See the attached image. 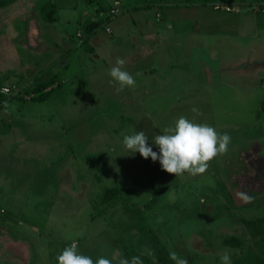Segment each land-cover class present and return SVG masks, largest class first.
<instances>
[{"label": "rangeland", "instance_id": "374dc122", "mask_svg": "<svg viewBox=\"0 0 264 264\" xmlns=\"http://www.w3.org/2000/svg\"><path fill=\"white\" fill-rule=\"evenodd\" d=\"M51 2L57 20L49 24L40 12ZM225 4L235 10L214 8ZM99 7L110 22L81 38ZM263 7L0 0V138L17 144L0 147V264H58L73 242L94 260L120 264L119 240L150 251L136 228L140 216L188 264H221L225 250L232 258L238 252L223 245L227 235L252 247L241 220L264 216ZM118 57L136 80L122 91L108 74ZM49 73L55 83L34 90ZM50 89L46 101L32 100ZM5 101L14 106L7 112ZM182 115L231 136L206 173L177 177L124 147V135L142 130L159 153L153 137ZM108 188L119 189L111 204L102 202Z\"/></svg>", "mask_w": 264, "mask_h": 264}, {"label": "clouds", "instance_id": "9594fccd", "mask_svg": "<svg viewBox=\"0 0 264 264\" xmlns=\"http://www.w3.org/2000/svg\"><path fill=\"white\" fill-rule=\"evenodd\" d=\"M125 64L126 60L118 57L108 73L119 85L118 91L126 87H134L136 84L133 75L124 70ZM3 107L7 112L14 106L5 101ZM192 112L200 114L197 108H193ZM148 140L149 137L141 130L131 135H124L123 145L132 153L138 152L145 160L149 157L153 162L159 160L162 170L168 174L177 177L187 174L194 177L206 173L214 158L227 153L231 136L227 133H219L207 123H197L182 115L174 122V126L164 128L162 134H155L153 137L159 153L153 151L148 145ZM239 198L246 203L252 200L246 192H241ZM148 255L151 256L153 253L149 251ZM169 258L175 264H188L186 259L180 258L175 252H171ZM56 259L58 264H113L112 260L103 256L94 260L91 256L78 252L76 242L66 247ZM220 261L221 264H231L228 250L220 256ZM120 264H143V261L139 256H134L131 260L121 259Z\"/></svg>", "mask_w": 264, "mask_h": 264}, {"label": "trees", "instance_id": "16d2710c", "mask_svg": "<svg viewBox=\"0 0 264 264\" xmlns=\"http://www.w3.org/2000/svg\"><path fill=\"white\" fill-rule=\"evenodd\" d=\"M56 12L57 10L55 3L51 2L42 8L40 17L46 23L51 24L57 20ZM96 14H100L101 17L98 20L89 22L83 27L80 35L81 38L86 39L88 37L94 36L97 32L104 29V27L111 20L110 15L106 13L103 7H99ZM84 48L89 52L93 50L89 45L85 46ZM49 75L50 77L45 78L42 82L40 81L34 90L41 92L44 89L51 87L55 83V75H51L50 73ZM52 91L53 89H50L38 97L34 96L32 100L46 101ZM118 192V188L105 189L102 202L105 204H111ZM241 223L245 227L248 235H250L251 239L253 240V246L244 249L246 244L243 239L235 235L225 236L223 245L230 247L232 251L237 250L238 252L231 258V264H264V216L242 219ZM136 228L141 234L144 235L146 241H148L150 244V251L153 253V255L149 256L148 254L133 252L128 249L122 240H119V242H122V251L125 259L131 260L132 257L139 256L143 261V264H175V262L169 258L170 251L163 242L162 238L160 235H158V233H156L151 225L146 223V219L144 217L140 216L138 218Z\"/></svg>", "mask_w": 264, "mask_h": 264}, {"label": "built area", "instance_id": "2783aa9c", "mask_svg": "<svg viewBox=\"0 0 264 264\" xmlns=\"http://www.w3.org/2000/svg\"><path fill=\"white\" fill-rule=\"evenodd\" d=\"M214 8H215L216 10H220V9H222V10H225V11H227V12H232V11L235 10V7H234L233 5H231V4L215 5ZM262 11L264 12V7H263ZM5 90H6V91H5ZM8 92H9V90H8L7 88H5V89H3V90L1 91V93H3V94H7ZM3 214H4V210H0V217H1Z\"/></svg>", "mask_w": 264, "mask_h": 264}, {"label": "crops", "instance_id": "0c3cea01", "mask_svg": "<svg viewBox=\"0 0 264 264\" xmlns=\"http://www.w3.org/2000/svg\"><path fill=\"white\" fill-rule=\"evenodd\" d=\"M1 136V135H0ZM20 142V141H19ZM4 145V146H3ZM13 146H16L17 147V144L15 143V144H11L10 145V143L8 144V147H5V143H3L2 141H1V138H0V147H4V152H5V149H7V150H9L11 147H13ZM11 149H13V148H11Z\"/></svg>", "mask_w": 264, "mask_h": 264}]
</instances>
